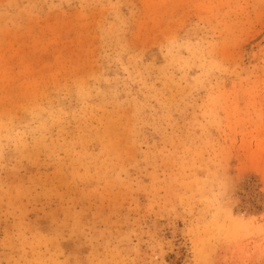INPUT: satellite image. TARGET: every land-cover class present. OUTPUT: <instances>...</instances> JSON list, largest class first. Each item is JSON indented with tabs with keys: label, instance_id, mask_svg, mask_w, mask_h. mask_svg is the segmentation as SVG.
Returning <instances> with one entry per match:
<instances>
[{
	"label": "rangeland",
	"instance_id": "374dc122",
	"mask_svg": "<svg viewBox=\"0 0 264 264\" xmlns=\"http://www.w3.org/2000/svg\"><path fill=\"white\" fill-rule=\"evenodd\" d=\"M0 264H264V0H0Z\"/></svg>",
	"mask_w": 264,
	"mask_h": 264
}]
</instances>
